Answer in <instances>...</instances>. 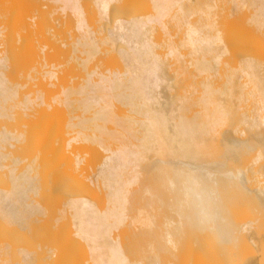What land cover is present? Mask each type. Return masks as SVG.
Returning <instances> with one entry per match:
<instances>
[{
	"label": "bare ground",
	"instance_id": "1",
	"mask_svg": "<svg viewBox=\"0 0 264 264\" xmlns=\"http://www.w3.org/2000/svg\"><path fill=\"white\" fill-rule=\"evenodd\" d=\"M53 1L73 20L57 63L39 56L46 44L30 65L0 50V223L34 234L49 215L45 152L23 157L28 135L15 127L47 108L67 112L66 154L100 153L89 182L102 201L63 198L69 234L37 224L51 258L28 243L18 262L38 264L40 251L63 264L66 234L83 264H264V0H137L129 13L130 0ZM33 16L12 36L36 28Z\"/></svg>",
	"mask_w": 264,
	"mask_h": 264
},
{
	"label": "rangeland",
	"instance_id": "2",
	"mask_svg": "<svg viewBox=\"0 0 264 264\" xmlns=\"http://www.w3.org/2000/svg\"><path fill=\"white\" fill-rule=\"evenodd\" d=\"M129 2L130 3L125 4L126 5L125 7H127V5L129 6V8L128 7L124 8L125 9L124 12L126 13L131 12V11H128V10H131L130 8H132L130 7V5L133 6V4L135 5L136 2L138 1L135 0L133 2L132 0H130ZM138 5L135 6L137 7V10L134 9L136 13H140L144 9V8L139 9L140 5L139 7ZM54 6H55V3L53 0H0V30H2L5 35H9V34L11 35V37L9 36L8 37L9 39L7 38L6 41L1 42L0 40V50H3V52L6 54L7 52L9 54L10 53L13 54L14 51L17 50L15 52H18L19 54L16 53L15 56L19 58L22 57L21 59L24 58L23 60L27 61L26 64L30 65V63L34 64L33 59L38 57L37 54L35 55V52L37 50L36 49L37 46L35 44L36 43L37 45L46 44V46L44 47L46 53L39 52V56L43 57L45 55L49 60L54 61L55 59L51 56V54H54V52H56L57 50L60 51L63 48L60 44L63 45V43L65 42V39H67L70 32H72V26H73V20L71 21L69 16L66 17L65 15L59 14V13H56L54 15L52 14L53 10H55ZM51 7L53 10L51 9ZM34 13L37 16L36 17L37 18L36 28L35 27L29 28L30 33H23L20 38H16L15 36L13 37L11 34L12 29L17 27V25L18 26L21 25L24 27L26 26V24L29 25L30 23L29 20L32 18ZM131 14H133V12ZM89 15L91 16V14ZM90 16L87 18L89 21L90 20L92 21V17ZM17 17L19 18L18 20L20 19L21 20L18 21ZM34 17L35 16H33V18ZM14 21L15 22L18 21L17 23H20V24L16 23V25H14L15 24ZM31 30H34V32ZM22 32H26L24 28L22 29ZM253 45L254 44L251 45L252 46L251 49L253 48V50H255L256 46H254L255 47L254 49ZM229 57L230 59H233V57L231 56ZM38 59L43 60L41 58H38ZM61 61H63V58H61ZM47 87L50 92H53V90L55 89L54 86H47ZM63 110H64L63 108L60 110V107L44 109L37 116L25 117L26 118L25 121L24 119H20L23 121L16 122L15 127L25 130L28 135L29 143H26L25 145L22 146L21 152H22L23 157H31L32 156L31 152L36 149L38 151L39 149H41L42 152H45V156L42 158L43 165L40 166L42 192L40 191L41 196H39V199L41 200L42 204L47 207L49 211V215L45 219H43L44 220L43 222H39L37 224L38 225L40 224L42 226L41 223L44 224L45 221H48L50 224L47 223L48 225L44 224V226L46 225V227H49V226L50 228L52 227L53 229H51V231L54 230V231H58L62 233L65 232L66 234L67 233L69 234L68 232L70 228L69 217L67 214L58 215V209H61L60 207L63 206L62 203L64 199H66L65 197L66 196L70 197L71 194H72L71 196H75L73 195L74 193L76 194L79 193L80 195L85 194L87 196H90L91 198H94L95 200H98L99 202L102 201L100 200L102 198L100 196L101 193L89 182V178L91 177L92 170L95 172L96 170L95 167L98 161L100 160L99 158L100 153L95 150H92V153H91L90 152L91 149H89V147H82L80 145L78 147L77 146L78 144L77 145L74 144L73 145L74 147L72 146L73 149H70L71 154H66L67 150L66 148H65L66 151L64 150V144H66L67 142L66 140L68 136L64 137V134L66 136V133L64 132L62 128L65 125L64 123L67 118L65 114L67 112L66 110L64 111ZM62 131L64 132V134L62 133ZM78 149L82 156L83 154L87 152L88 153L87 155L85 154L86 155L85 157L83 156L85 158V159L83 158V162L77 166L75 165L76 158L74 156H76V154L79 153ZM2 176L3 174L0 172V183H1ZM53 219H56V220L54 221ZM37 224L36 226L34 225L35 228L37 227L36 230H38L40 226V225L38 226ZM17 227L18 226L16 225H11V224L2 225L0 223V239L4 240L3 241L4 243L7 242V246H8V249H6L2 253V256L9 259L8 262L11 264L12 263L20 264V262H18L19 258L21 257V254L18 250L19 245L30 243V245H27V247L32 246V248H34L36 246L35 247L36 250L39 248L38 246L41 247L40 250L43 249L42 246L45 248L48 246V245L44 246L43 243H47V240H48L47 237L49 235L47 237L38 235L39 234L38 231L42 229H46L45 227L39 228L40 230L37 231L38 234L37 232H35V228H34L32 231L34 232V234L31 233L32 235L30 233L28 234V231L25 232L24 231L25 229L20 228V230H23L24 232L20 231ZM47 233L48 234L50 233L48 231V228H47ZM57 234H58L57 236L59 235L62 236L61 233H57ZM66 234L62 236L63 238L59 236L62 239L60 240L58 239L59 241H57L58 242L57 245L59 249L65 252L66 255H69V257L67 256L66 261H64V259L62 258L64 262L63 264H83V261L85 262L86 260L84 259L82 260V258L84 257L82 256L83 251L81 252L82 249H81L80 243L75 238H73V236L71 235L72 233L70 234L72 237L70 236L68 237ZM50 236H49V239H50ZM55 238L57 240L56 236ZM53 242L51 241V244ZM32 243L34 244V246L32 245ZM30 248L31 247H29V249ZM55 248L58 251V248L57 247ZM52 250L51 249L47 250L48 252H50V254L47 253L48 254L46 255V257L48 256L47 258H51V256L49 255H51ZM57 251L55 250L54 252L57 253ZM54 252L52 255L56 254ZM43 254L44 252L34 251V257H33L34 260L38 258L36 263L38 264L44 263L43 260L45 259V257ZM57 256H58V253L57 255L52 256V257H55L54 259H56ZM58 257L57 259L59 260ZM61 257L63 256L61 255ZM5 258H4V262H7ZM2 260H3V257H2ZM55 263H59V262H55Z\"/></svg>",
	"mask_w": 264,
	"mask_h": 264
}]
</instances>
